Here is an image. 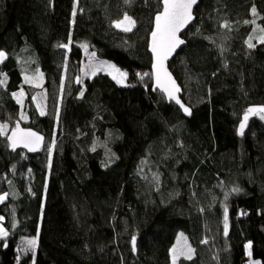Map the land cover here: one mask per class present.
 <instances>
[{
    "label": "trees",
    "instance_id": "1",
    "mask_svg": "<svg viewBox=\"0 0 264 264\" xmlns=\"http://www.w3.org/2000/svg\"><path fill=\"white\" fill-rule=\"evenodd\" d=\"M161 9L160 0H0V264H173L185 238L191 258L175 264H244L247 244L264 264V120L237 134L248 107L264 106L254 35L264 36V0L199 1L169 63L189 118L152 91L148 42ZM125 15L129 32L114 27ZM83 46L123 70L126 85L105 73L73 82ZM36 74L43 115L24 81ZM12 123L46 145L10 150ZM97 143L114 153L109 165Z\"/></svg>",
    "mask_w": 264,
    "mask_h": 264
},
{
    "label": "snow or ice",
    "instance_id": "2",
    "mask_svg": "<svg viewBox=\"0 0 264 264\" xmlns=\"http://www.w3.org/2000/svg\"><path fill=\"white\" fill-rule=\"evenodd\" d=\"M196 2L197 0H160L162 9L156 14L154 28L151 31L150 49L153 54V74L155 75L156 86L165 92L169 99L176 100L177 104H180V101L177 99L176 93H178L180 89L164 67V62L172 55L176 47L183 43V41L178 38L177 33H179L180 30L192 20V7L194 4H196ZM253 12H255V9H253ZM73 14L75 15V13ZM134 25L135 21H133L132 18L127 15H125L122 20L114 22V27L120 28L125 32L131 31ZM260 42L264 43V36L260 38ZM248 46L250 48L254 46L251 43V40H249ZM60 47H65V45H60ZM92 55L94 56L95 53H92ZM4 57L5 53L0 51V60H2ZM107 67L117 73L116 75H113L112 78L116 80L118 84H122L127 74L115 69L113 65H107ZM99 70L100 67L97 65L89 64V72L91 75H95ZM144 75L147 76L148 73H144ZM25 79L29 83H35V80H29L28 77H25ZM3 83L4 81L0 80V84ZM35 86L39 87V84H36ZM19 95L23 96V92H21ZM20 102L21 101L18 99V103ZM181 107L186 114H190V110L187 107H184L182 104ZM43 114L44 112L42 110L41 115ZM249 114L260 115V118L264 120V107L249 108L247 110L244 115L243 122L240 124L238 130L239 134L241 135L244 132ZM21 118L24 119L23 116ZM6 131V126L0 125V135H3ZM7 139L10 141L11 147L13 149L22 145L23 147L28 148L29 151H37L43 138L32 131H25L21 129L19 125H17L16 128L12 129L11 135L8 136ZM234 191H238V189H234ZM6 195L7 194L0 196V200L5 199ZM224 219V230L225 235H227V209H225ZM0 235H7V233L4 232L2 228H0ZM135 241L136 238L133 237V250H135ZM36 243L37 241L35 239L27 241V244L31 248H35ZM192 251L193 250L190 247H187L186 250L184 247H173V264H175L176 260L180 256L190 259Z\"/></svg>",
    "mask_w": 264,
    "mask_h": 264
},
{
    "label": "rangeland",
    "instance_id": "3",
    "mask_svg": "<svg viewBox=\"0 0 264 264\" xmlns=\"http://www.w3.org/2000/svg\"><path fill=\"white\" fill-rule=\"evenodd\" d=\"M118 29H120V28H118ZM254 35L258 39H260V36H259V33L258 32L254 31ZM82 50H83V55H84V59H83L84 61L82 62V65H81V69L82 70L80 72V76L76 74V75H73L71 77V80L73 82L75 81L76 84L79 83V82H81V84H82V79L85 78V76L87 78H89V77L91 78L93 76L89 72V64H94V65H97L98 67H100V70L97 71L96 74H98V73H105V74L109 75L110 77L111 76L113 77V75H116L117 73L114 72L112 69L108 68L107 65H113L115 67V69H118L120 72H124L120 68L116 67L115 64H113L110 61L97 59L95 57V55L94 56L92 55L93 52L90 51L86 46L85 47L83 46ZM110 73H112V74H110ZM25 77H28L29 80H35V83H30L33 86H35L36 84H39V87L35 86L37 90L33 94L32 100H33V104H34L35 108L37 109V111L39 112V114H41V111L42 110H43L44 113H46L47 108L49 106V102H48V94H47L46 90L44 88H42L43 87L42 86V76L40 74H36L33 77L28 76V75H25L24 78ZM24 81L26 83H29V82L26 81V79ZM67 81H70V79L64 81L62 83V86L60 87V89L58 91L59 98H62L63 84L65 85ZM123 84L126 85V78L124 79V82L122 83V85ZM21 92H23V96H20L19 95ZM14 94H15L14 97L16 98L17 102H18V99L21 101L19 104L22 107V105H23V99H24V90L23 89H20L19 91H17ZM22 114L24 115L23 112H22ZM14 127H15V125L12 123L11 125H9V130H11ZM45 145H46V142H45ZM98 146H102V145L99 144V143H97L96 144V147H98ZM102 148H103L104 153H105V157H104L103 163L106 166V165H109L112 161H114L115 155H114V153L110 149H108L106 147H103V146H102ZM14 150H16V149H14ZM20 150H22V149H20ZM4 236L5 235H0V238L1 237H4ZM29 239H34V238H29ZM29 239H27L26 241H28ZM179 246L180 247H184L186 249L188 247V244L184 241V239H181L180 240V243H179ZM243 263L244 264H261L259 260H255V259H253L251 257V254H250V245L249 244L246 245V255H245V258H244Z\"/></svg>",
    "mask_w": 264,
    "mask_h": 264
},
{
    "label": "water",
    "instance_id": "4",
    "mask_svg": "<svg viewBox=\"0 0 264 264\" xmlns=\"http://www.w3.org/2000/svg\"><path fill=\"white\" fill-rule=\"evenodd\" d=\"M199 1H200V0H197L196 4H194L193 7H192V17H193L192 20H191V21H190V22H189L184 28H182V29L180 30L179 33H177L178 38H179L180 40H182L183 43L180 44L178 47H176V49H175V51L172 53V55H171V56H170V57L164 62V67L166 68L167 72L171 75L172 79L176 82V85H177V86L179 87V89H180V91H179L178 93H176V97H177V99H179L180 104H177V103H176V100L169 99L168 95H167L165 92H163L160 88H158V87L156 86L155 75L153 74V54H152L151 49H150V45H151V33H150V35H149V42H148V52L150 53V55H151V59H152V62H151V73H152V79H153V83H152V91H153V92H156V91H157V92L161 93V94L163 95V97L165 98V100H166L167 103H173L174 105H176V106L180 109V111L182 112V114H183L185 117H187V118H189V117L191 116V109H190L186 104H184V102H183L182 99H181L182 89H181L179 83L177 82V80L175 79L174 75L171 73V71H170V69H169V63H170V62L172 61V59L177 55V53H178V52H179V51H180V50L186 45V41H185V39H184V33L188 30V28H189V27L194 23V21H195L194 11H195V8H196V6L198 5ZM161 5H162V4H161ZM155 16H156V15H155ZM154 23H155V17H154V21H153V28H154ZM153 28H152V30H153ZM181 104H182L184 107H187V108L190 110V114H186V113L183 111V108L181 107ZM259 107H264V106L253 105V106L248 107V109H249V108H259ZM248 109H247V110H248ZM244 115H245V114L242 115V117H241V121H240V123L238 124V127H237V134H238V136H242L241 134H239V131H238V130H239V126H240V124L243 122ZM255 115H256V114H249V118H248V120H247V123H248L249 119L253 118ZM247 123H246V125H247ZM17 125H19V127H20L21 129L25 130V131H32V132L36 133L38 136L42 137L43 139H42V141L40 142V145H39V148H38L37 151H29L28 148H25V147H23L22 145H21V146H17L15 149H22V150H24L26 153L32 155V154L37 153L38 151H40V150L44 147V145H45V138H44V136H43L42 134H40L39 132H37V131H35V130L31 129V128L23 127V126H21L19 123L15 124V127H14V128H16ZM245 127H246V126H245ZM14 128H13V129H14ZM244 130H245V128H244ZM11 132H12V130L8 133L7 137L11 135ZM7 141H8V144H9V146H10V147H9L10 150H14V149L11 147L10 141H9L8 139H7Z\"/></svg>",
    "mask_w": 264,
    "mask_h": 264
},
{
    "label": "bare ground",
    "instance_id": "5",
    "mask_svg": "<svg viewBox=\"0 0 264 264\" xmlns=\"http://www.w3.org/2000/svg\"><path fill=\"white\" fill-rule=\"evenodd\" d=\"M116 82V80H114ZM117 83V82H116ZM152 83H153V79H152ZM124 85V84H123Z\"/></svg>",
    "mask_w": 264,
    "mask_h": 264
},
{
    "label": "crops",
    "instance_id": "6",
    "mask_svg": "<svg viewBox=\"0 0 264 264\" xmlns=\"http://www.w3.org/2000/svg\"><path fill=\"white\" fill-rule=\"evenodd\" d=\"M111 78H112V76H111ZM119 85H122V84H119Z\"/></svg>",
    "mask_w": 264,
    "mask_h": 264
}]
</instances>
